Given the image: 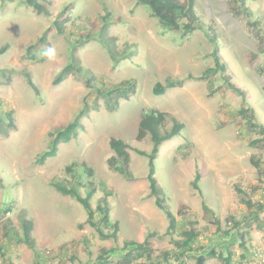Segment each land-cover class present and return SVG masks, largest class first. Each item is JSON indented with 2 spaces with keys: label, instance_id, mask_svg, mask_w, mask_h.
I'll list each match as a JSON object with an SVG mask.
<instances>
[{
  "label": "rangeland",
  "instance_id": "obj_1",
  "mask_svg": "<svg viewBox=\"0 0 264 264\" xmlns=\"http://www.w3.org/2000/svg\"><path fill=\"white\" fill-rule=\"evenodd\" d=\"M39 3L42 11L27 0H0V118L7 122L10 112L15 123L0 134V264H85L99 254L107 258L106 264H120L121 257L111 250L119 251L125 240L143 241L149 232H156L148 238L153 255L173 247L165 235L167 216L150 195L149 158L136 152H151L149 135L136 139L141 116L151 110L168 114L162 133L171 129L172 118L183 124L159 145L152 175L176 219L171 238L181 237L178 229L191 227L190 219L198 220L195 251L186 254L185 264H194L193 256L211 248L225 255L228 247L236 260L242 250L237 239L224 234L231 226L228 217L241 218L242 196L264 203V151L249 145L257 132L238 113L247 109L252 121L264 126V52L256 39L264 42V0H247L248 13L241 15L230 11L234 0H194L204 27L184 37L163 28L136 0ZM61 19L63 34H58L54 21ZM43 34V45L31 50L35 57L29 58L27 47ZM103 39L110 40L117 55L123 54L118 62ZM70 62L79 71L54 84L56 74ZM168 78L182 84L155 95L154 85H165ZM127 79L135 81L134 92L121 98L117 109H108L107 91ZM76 118L74 135L58 144L54 156L38 161L48 148L50 132ZM110 137L131 146L132 178L108 165L114 154ZM252 155L260 161L259 170L250 162ZM197 175L202 194L193 186ZM77 178L82 196L93 190L92 208L108 206L110 224L117 223L102 227L108 237L87 223L79 202L54 187L76 184ZM202 201L213 216L204 211ZM23 217L32 221L34 248L14 235H22ZM245 244L250 254L242 264H260L263 214ZM133 264L150 263L143 257ZM206 264L223 263L210 258Z\"/></svg>",
  "mask_w": 264,
  "mask_h": 264
},
{
  "label": "trees",
  "instance_id": "obj_2",
  "mask_svg": "<svg viewBox=\"0 0 264 264\" xmlns=\"http://www.w3.org/2000/svg\"><path fill=\"white\" fill-rule=\"evenodd\" d=\"M138 4H142L147 6L149 9V13L151 16L155 17L160 25L174 32H180V36L184 37L197 29H201L204 27L205 20H202L197 15V12L194 8V0H136ZM235 6H230L231 13L243 14L248 13L246 10L245 3L247 0H234ZM28 4L33 6L36 10L42 11L43 5L39 3V0H27ZM107 17H109V13L106 12L102 21V27L100 31L102 33L105 30V26H107ZM251 24L257 25L256 22H251ZM54 25L57 29L58 34H63V20H55ZM256 39H258V45L260 52H264V42L261 41V37L259 38L256 35ZM107 45L106 49L109 52L110 56L114 59V62H118L123 54L120 56L117 55V52L114 49V46L110 44V40L103 39ZM43 41H45L44 34L41 35L35 43L29 45L27 47V53H29V58L34 59V53L30 52L40 48L43 45ZM4 47L1 48V50ZM72 62V61H71ZM69 63L62 67V69L56 74L53 83L56 84L63 80L69 73L79 71L78 66L75 63ZM217 64V63H216ZM218 67V66H217ZM76 69V70H75ZM75 70V71H74ZM29 85L34 87L33 82L30 78H28ZM181 80H173L168 78L166 80L165 85H162L160 82H157L153 87V93L155 95H160L166 91L167 88H172L175 86H180ZM135 81L132 79L123 80L119 83V87L110 89L107 91L108 102L106 106L110 110H115L119 106V100L121 98H127L130 94L134 92ZM97 93L99 95H103L104 91L98 90ZM113 100V101H112ZM239 115L243 117V119L247 120V126L251 132H257V137L252 139L249 142V145L264 151V126L262 124H258L252 121V116L248 115L247 109H239ZM168 114L166 112H161L157 110H151L149 112L143 113L139 122H138V131L136 134V139L140 140L145 135H149L152 141V149L149 154L136 150V152L140 155H145L149 158V188L150 195L154 197L156 206L162 210L168 219L167 229L165 235L169 236L170 243L173 247L170 250H164L159 252L156 255H153V250L151 248V244L148 241V238L156 232H149V235L143 241L136 240H125L123 246L118 248L119 251L111 250L115 252L114 254H118L120 259V264H133L134 262H139L141 258H145L150 264H185V256L188 252L195 251L193 248V242L196 241L199 235L198 228V220L190 219L188 221L191 227L178 229L181 234L179 238H171L174 233V229L176 227V219L175 216L168 210L167 206L164 204V199L162 198L163 191L158 184L157 180L153 177V169H152V159L154 158L156 152L158 151L159 145L162 141L172 138L175 134H177L183 127L181 122H178L175 118H172V127L165 133L161 132V126L164 124V120ZM5 120L0 118V134L7 133L9 128H14L15 123L10 112H7ZM79 120L76 118L72 122H70L67 126L62 128H57L55 133L49 134L50 140L48 143V148L45 150L38 161L43 162L47 157L54 156L58 149V144L61 141H67L70 139L74 129L77 127ZM255 129H259L256 131ZM109 146L114 154L108 159V165L115 172H118L126 179L132 178V173L129 170V149L131 146L120 138L110 137ZM255 156H250V162L254 166L256 170L260 168L259 159H254ZM67 171H70V167L67 166ZM199 175H197L193 180V186L198 190L200 194H202L201 189L198 185ZM76 184L66 186L65 184L56 183L54 184L55 189L63 194L68 195L74 198L77 202H79L87 213V223H89L102 238L108 237L109 234H104L102 227H107L108 225H117V223L110 224L109 220V208L108 206L97 204L95 208H92L90 204V199L93 194V190L90 189L87 191L85 196H82L79 192L78 188L81 186V181L77 178ZM237 191L241 193V195H245L240 188H237ZM241 203L245 206V212L242 214L241 218L237 219L234 216L228 217V223L231 225L228 230L224 231V234L229 237H233L235 240H238V245L242 250L241 253H238L236 260L233 259V251L227 247L226 253L217 252L215 249L211 248L203 253L197 254L194 257V264H206V261L210 258H218L221 259L223 264H242L246 258L249 257L250 250L247 248L245 244V238L249 235L250 230L252 229V225L256 222H259L260 214L264 216V203L257 201L254 202L250 197H241ZM202 208L204 211H209L210 215H214V211L211 210L204 201H202ZM182 213V212H179ZM215 223V233L220 232L219 220L216 216H214ZM32 231V221L28 218L23 217L22 219V235L16 234L14 231V235L18 237V241L23 242L29 248H34L35 239L31 234ZM112 235H115L113 232ZM115 249V248H114ZM196 249H200L199 247ZM108 255H110V250L105 251ZM248 255V256H247ZM234 260V261H233ZM108 263L107 258L101 256L99 254L95 261L87 262L85 264H106ZM34 264H40V262H35Z\"/></svg>",
  "mask_w": 264,
  "mask_h": 264
},
{
  "label": "built area",
  "instance_id": "obj_3",
  "mask_svg": "<svg viewBox=\"0 0 264 264\" xmlns=\"http://www.w3.org/2000/svg\"><path fill=\"white\" fill-rule=\"evenodd\" d=\"M260 264H264V252L258 254Z\"/></svg>",
  "mask_w": 264,
  "mask_h": 264
},
{
  "label": "clouds",
  "instance_id": "obj_4",
  "mask_svg": "<svg viewBox=\"0 0 264 264\" xmlns=\"http://www.w3.org/2000/svg\"><path fill=\"white\" fill-rule=\"evenodd\" d=\"M159 148V147H158Z\"/></svg>",
  "mask_w": 264,
  "mask_h": 264
}]
</instances>
